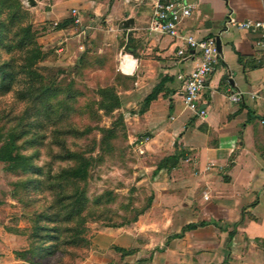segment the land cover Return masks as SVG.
Returning <instances> with one entry per match:
<instances>
[{
	"label": "crops",
	"instance_id": "obj_1",
	"mask_svg": "<svg viewBox=\"0 0 264 264\" xmlns=\"http://www.w3.org/2000/svg\"><path fill=\"white\" fill-rule=\"evenodd\" d=\"M188 1L197 8L182 23L183 31L221 41L201 96L205 118L193 115L176 95V73L194 63L174 66L172 39L146 29L156 0H47V15L73 22L75 9L81 34L105 17L111 35L119 32L132 41L117 57V71L128 82L120 93L140 102L134 116L143 123L128 133L130 139L148 136L145 145L139 138L134 143L150 162L144 166L149 198L137 218L119 228L130 233L132 251L117 240L127 251L115 255L117 264H264V49L256 44V33L224 24L229 14L261 19L264 0ZM156 85L155 99L140 112ZM238 91L241 101L232 102L230 94ZM119 99L121 109L132 104ZM173 154L179 156L175 167L156 170ZM200 222L205 224L171 237Z\"/></svg>",
	"mask_w": 264,
	"mask_h": 264
},
{
	"label": "rangeland",
	"instance_id": "obj_2",
	"mask_svg": "<svg viewBox=\"0 0 264 264\" xmlns=\"http://www.w3.org/2000/svg\"><path fill=\"white\" fill-rule=\"evenodd\" d=\"M49 9L47 0H0V65L12 74L0 91V148L15 135L25 162L0 160V264H117V240L132 251L119 228L148 203L150 162L134 143L142 134L128 133L143 123L140 102L106 113L99 90L129 102L117 57L132 41L111 35L105 17L81 34V23ZM66 151L88 160L84 179L62 175L80 162Z\"/></svg>",
	"mask_w": 264,
	"mask_h": 264
},
{
	"label": "built area",
	"instance_id": "obj_3",
	"mask_svg": "<svg viewBox=\"0 0 264 264\" xmlns=\"http://www.w3.org/2000/svg\"><path fill=\"white\" fill-rule=\"evenodd\" d=\"M197 3L188 0H156L146 29L149 32L169 36L175 43L173 65L179 66L191 61L193 66L189 70H179L176 79L179 88L177 97L184 107L199 118H205L207 108L200 106L201 96L206 87L209 76L213 73L218 60L216 37L207 36L197 38L187 34L182 29V23L196 10ZM74 23H79L78 13L71 10ZM57 25V22L54 23ZM225 27H233L239 30L253 32L258 35L256 44L264 49V14L261 19L238 20L231 14L225 20ZM83 49V45L79 46ZM230 100L238 103L241 101V92L230 94ZM264 122V120H262ZM148 136H142L138 140L139 145H145ZM140 154L144 148H137Z\"/></svg>",
	"mask_w": 264,
	"mask_h": 264
},
{
	"label": "trees",
	"instance_id": "obj_4",
	"mask_svg": "<svg viewBox=\"0 0 264 264\" xmlns=\"http://www.w3.org/2000/svg\"><path fill=\"white\" fill-rule=\"evenodd\" d=\"M66 22V21H64ZM63 22V23H64ZM62 25V24H61ZM9 77L10 81H12V74H5L4 72V68L0 65V91L4 88L7 87V83H9V81L5 84L4 80H6ZM159 87L160 85H156L152 92L150 94H148L144 100H143V104L141 106L140 112H143L149 105L150 101L155 99L158 91H159ZM8 88V87H7ZM99 93L101 94L102 97V101L100 103V107L106 112V113H111L113 112L115 109H118L121 105L120 99L117 95V92L113 89V88H101L99 90ZM104 133L108 134L109 136L114 134V130L112 129H108V130H104ZM15 135H11L9 140H7L8 142H6V144L0 148V160L4 161V162H9V163H13L16 161H19L18 164H21L22 166H24L25 162H21L20 160H18L20 158L19 155H15L14 151H15ZM65 155L69 156V157H74V158H78L80 159L79 164L76 167H73L71 169L68 170H63L62 175H64L67 179L69 180H81L84 179L87 175V167H88V160L85 159L83 156L75 154L71 151H66ZM178 158L179 156L177 154H173L167 157L162 158L159 163L157 164L156 170H160V169H170L172 167H175L178 163ZM12 165V166H16ZM204 222H200V223H196V224H188L186 225L181 233L179 234H173L171 237H180L182 235V232H184L185 230H189V229H193L197 226L200 225H204ZM118 251H123V253H126V250H123L122 248H116Z\"/></svg>",
	"mask_w": 264,
	"mask_h": 264
},
{
	"label": "water",
	"instance_id": "obj_5",
	"mask_svg": "<svg viewBox=\"0 0 264 264\" xmlns=\"http://www.w3.org/2000/svg\"><path fill=\"white\" fill-rule=\"evenodd\" d=\"M30 1L33 3V0H30ZM216 46H217L218 53H220V51H221V41H220V38L218 36L216 37Z\"/></svg>",
	"mask_w": 264,
	"mask_h": 264
}]
</instances>
